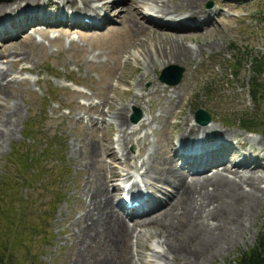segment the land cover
I'll return each instance as SVG.
<instances>
[{
  "label": "rangeland",
  "instance_id": "obj_1",
  "mask_svg": "<svg viewBox=\"0 0 264 264\" xmlns=\"http://www.w3.org/2000/svg\"><path fill=\"white\" fill-rule=\"evenodd\" d=\"M48 1L40 0L39 5ZM146 1L59 0L60 5L67 2L64 9L90 7L91 11L96 5L103 6L105 10L99 8V13L109 15L111 20L103 28L90 32L28 25L16 32L17 35L0 42V67L6 74L0 77L3 87L0 92V186L4 184L3 177L11 182L5 190L10 192V197H0V213L3 209L9 213L10 207L18 208V199L27 209L21 213L20 224L13 225L15 233L10 231L5 215H0V242L4 235L5 243L10 242L18 260L28 263L32 258L30 264H188L189 257L200 253L195 252L199 247V231L181 207L176 206L172 214L161 215L180 195L177 190L181 186L159 184L148 175L142 177L144 168L140 165L148 155H153V166L164 168L162 157L168 156L173 170H181L185 181L210 173L207 170L225 167H215L216 163L213 168L205 169L207 173H202L200 162L211 153L197 156L191 171L180 160L177 164L182 165L176 164L171 150L173 142L176 150L179 135L187 134L189 127L197 128L194 140L216 138L228 143L230 149L222 163L229 165L240 160L230 168L242 162H253L264 168V136H247L245 129L238 126L240 117L259 123L263 120L264 97L261 96L258 105L252 101L250 79L256 75L264 83V23L258 13L263 10L264 0H170L168 4L177 7L167 14L153 13L151 8L155 3ZM187 2H192L199 14L209 12L203 16L206 25L211 24L212 14L213 26L190 30L185 25L183 31L169 26L168 22L181 24L190 20ZM158 6L163 8L165 3L162 1ZM6 15L10 13L3 14L2 21ZM196 21L195 24L202 26L201 20ZM250 55L261 59L262 73H253ZM232 62H238L235 70L230 66ZM168 64L184 68L182 79L175 86L158 79L159 70ZM141 78L142 89L136 87ZM260 92L263 94L264 89ZM47 95L49 99L45 98ZM111 102L114 105L108 108ZM115 105L126 106L122 112L128 122L127 132L137 130L133 141L123 148L116 142L121 132L115 123H109ZM134 108L142 112V121L149 126L139 128L131 124ZM14 109H18V117L9 125ZM198 110L208 112L210 124L195 123L194 113ZM184 117L189 119V127L183 128ZM256 129L261 132L259 127ZM109 147L119 159L106 152ZM232 147L236 148L234 153ZM44 151L49 153L46 157L41 155ZM11 153L14 155L9 156ZM212 155L214 159L222 158L221 152ZM37 156L38 165L32 164ZM24 157H28V167ZM91 160L95 162L94 173L90 169ZM36 167L43 173L32 180ZM263 168H239L240 173L257 170L259 176L257 201L244 215L245 232L219 252L206 242V253L215 254L199 264H225L239 251L252 247L264 232ZM96 169L101 179L108 180L109 191L114 185L123 186L122 182L113 180V174L141 172V186L154 198L151 203L154 209L144 216L157 218L146 232H140L139 240L135 237L138 228H130L139 217L133 215L124 220L132 231L131 250H125L118 227L113 230L106 224L92 228L88 221L90 218L111 220L101 216L105 210L99 187L101 179L95 178ZM243 188L247 190L248 186L244 184ZM86 193L92 194L88 197ZM119 193L120 190H113L115 202L119 200ZM56 194L61 196L58 201ZM86 205L93 214L83 218ZM230 217L227 215L225 220ZM200 220L198 217L197 221ZM172 223L174 228L170 226ZM27 226L34 227L29 232ZM159 231L175 233L180 248L175 257L171 254L162 259L156 257L164 249L158 244L162 240L158 238Z\"/></svg>",
  "mask_w": 264,
  "mask_h": 264
},
{
  "label": "bare ground",
  "instance_id": "obj_2",
  "mask_svg": "<svg viewBox=\"0 0 264 264\" xmlns=\"http://www.w3.org/2000/svg\"><path fill=\"white\" fill-rule=\"evenodd\" d=\"M39 1L40 0H9L7 2H0V26H7V23L11 24L15 22H19V24H21L19 29H21L24 25L28 23H33V22L41 23L44 25H49L50 21L48 19L44 17L42 18L38 17L29 11V9L35 8L39 4ZM162 1L165 3V6L163 8H160L158 5ZM169 1L170 0H149V2L155 3V7L151 8L152 12L156 13L155 11H159L158 13L165 14L166 12H169L171 8L177 7V6L174 7V6L169 5L168 4ZM192 2H187L185 4L186 6L188 5L189 8L191 9L189 10L188 19H190L194 23L197 22L196 20H201V25L202 26L206 25V20L205 18H203V16L209 15V12H204L202 14H199V12H197L196 7H194V4ZM47 3L57 5V7L61 9V11H63L65 6H68L67 2H64L63 5H59V3H57L55 0H49ZM68 8L74 11H83L86 13L95 12V8H91V11H90L89 10L90 7L85 8V10H83L82 7H78V8L68 7ZM6 13H10V15L15 14V16L9 17L10 15H6L5 20L2 21V18H1L2 15ZM77 14L71 15L70 17L71 20H73L74 17H78V19H81V20H83L84 17H88L87 20H89V22H96L97 20H100L99 17H89L87 16L88 14L87 15H85L84 13H77ZM79 14H83V16H80ZM194 16L196 17L193 18ZM17 17H18V21L16 20ZM57 21H61V20L59 19ZM75 22L77 23V20ZM182 55L183 54L181 53L179 57ZM4 75L5 73H0L1 79L4 77ZM142 81H143L142 78L139 81H137L136 87H139V88L141 87V89L144 88ZM2 90H3V87L0 85V92ZM138 100L140 99H137L136 101ZM113 102L109 104L108 108L113 107L115 103ZM125 107L126 106L118 107L115 105L114 113L111 112L112 120L111 121L108 120L109 123H115L116 127L121 132L120 134L121 136L117 139L116 142L118 143V146L122 148L127 143H130L131 141H133V136L136 135L137 133L136 129H132L131 132H127L128 122L126 120L125 113H124ZM123 110L124 112H122ZM17 117H18V109H14L12 111V115L10 116L8 120L9 125H12L16 121ZM183 119L185 120L183 128L189 127V124H188L189 119L187 117H184ZM152 121L153 119L151 120V122ZM138 126L139 128H146L147 126H149V124L140 120L138 122ZM196 132H197V128L193 126V127H189V131L187 134L181 133L178 137V142L180 143V145L182 147L185 146L184 148L189 147L188 146L189 139H193L192 137L196 135ZM108 142L109 141H107V143ZM171 150L173 149L171 148ZM106 152L108 153L110 152L114 156L113 157L114 159H119L117 158V153L113 148L111 147L106 148ZM92 153L94 152L92 151ZM140 154L141 153L139 151V155ZM122 155H126V154L122 153ZM93 156L95 158V155ZM172 156L175 161L178 158H183L184 160L183 164L188 166L189 168L188 171L192 170L193 165L197 161V156H185L183 154L176 155V153H173ZM153 158H154L153 155H148L142 161L140 168L141 169L144 168L143 177L145 178V175L146 176L148 175L152 179L156 180L159 184L168 183L171 185H176L177 187L181 186L180 189L177 190V192L180 193V195H178L171 203H169V205L164 209L161 215L172 214L176 206L181 207L183 209V212L187 216L190 217V221L193 224V226L199 231V236H198V239H200V241L198 242L199 247H197L195 252L197 253L198 251H200V253H198L196 257H192V256L189 257L188 264H194V263L199 264V263L204 262L206 259H208L209 255L215 254L212 251L213 249H218V252H219L221 249L229 247V245L233 243L239 235H243V233L246 230V220H247L244 217V215L245 214L247 215L248 212L253 209V206L255 202L257 201L256 194H257L258 189H257L256 181L259 178V176L256 174L258 172L257 170L247 169L244 173H240L239 168L245 167L247 165H244V164L242 165L241 163H238V164H233L231 168L230 167L215 168V171L213 173L201 175L198 177H193V178H190L189 181L187 180L185 181V179L183 180L182 178L183 172L181 170H176V171L173 170L170 157L163 155L162 158L164 160V168H158V167L153 166V163H151ZM220 160H221L220 158L214 159L212 154L206 155V157H204V159H202V161L200 162V166H202V170H201L202 173L207 168H213L216 163L220 162ZM91 161L92 162H90V167H91L90 169H91V172L94 173V169H95L94 163L95 162L94 160H91ZM95 171H96L95 178L97 180L101 179L100 172L97 169ZM126 176H129V179H131L130 177H133V173L128 172L126 173ZM112 177H115L113 179L114 181L115 180L118 181L119 178L122 177V174L119 172V174L117 173V175L113 174ZM181 179L182 181L180 182ZM108 184L109 182L108 180L105 179V177L99 180V187L102 189L101 198H102V203L104 205V210H105V212L102 213L101 216L111 217V220L109 222H106V221H103V218L102 219L97 218L95 220H93V218H90L88 219V221H90L92 228H96L97 226H102L106 224L109 228L112 226L113 230L116 227H118V234H120V237H121L120 240L125 244L124 246L125 250L127 248L131 250V247H132L131 229L134 230L135 228V230H137L138 228V231L135 236L137 240L141 236L140 232L148 228L151 222L155 218H157V217L145 218L144 216L147 212L154 209L155 206L151 204L154 201L153 200L154 198L151 195H148L146 197V199L143 201L144 211H142L141 214L135 213L136 212L135 209H131V212L128 214L124 210L123 203L121 205V203L118 204L117 201L116 202L114 201L113 190L115 192L121 190L119 188V185H114L112 190L109 191ZM244 184L248 186L247 190L243 188ZM131 187L138 188L136 193L130 191L131 197L133 196L139 197L140 196L139 186L137 184H134V185L131 184ZM91 194L92 193H86V196L89 197L91 196ZM92 214H93L92 209L89 207V205H86L83 218L91 216ZM133 215H137V218L138 217L139 218L132 223V225L130 226L131 228L130 229L127 226V224H125L124 220L126 218H131ZM227 215L231 216L229 220H225V217ZM141 216H144V217H141ZM198 217L201 218L200 221H197ZM170 226H173V223ZM174 227H175V224L173 228ZM112 229H110V233H112L113 231ZM158 238H162V240L160 239L158 240V244L161 246H164V249L160 253V254L163 253L164 255L163 256H160V254L156 255V257H159V259H162V257H168L169 254L175 257L177 253L180 251V248L176 244V235L173 231H170L167 233L164 231H159ZM126 239H128L129 242ZM126 241L128 242L127 247H126ZM206 242H209L210 246H213L211 250L212 252H210L209 254L206 253V249H208ZM129 260L131 263L133 258L130 257Z\"/></svg>",
  "mask_w": 264,
  "mask_h": 264
},
{
  "label": "trees",
  "instance_id": "obj_3",
  "mask_svg": "<svg viewBox=\"0 0 264 264\" xmlns=\"http://www.w3.org/2000/svg\"><path fill=\"white\" fill-rule=\"evenodd\" d=\"M262 14V19L264 21V8L263 10L259 11ZM245 54H250V52L247 53V50H244ZM252 62H253V68H254V72L255 73H262L263 72V65L261 60L257 59L256 57H252V55H250ZM240 64V63H239ZM238 65V64H236ZM264 88V83H262L258 77L253 76L251 77V94H252V98L253 101L255 103H257V105L259 104V98L262 95V93L260 92L262 89ZM264 95V93H263ZM262 122H254L252 121V119H247L246 117H240L238 118V125L241 128H247V129H252L253 127L259 125L260 129L262 130V134L264 136V115L262 117ZM32 130V129H31ZM30 130V131H31ZM33 131V130H32ZM46 151L42 152L41 155L46 157V155H48L49 153H45ZM14 153H11L9 156H13ZM16 155V154H15ZM12 159V158H11ZM36 160L32 162L33 163H37L40 161L39 156H37L35 158ZM28 157H24V164L25 166H29V164L27 163ZM28 164V165H26ZM37 168V172L35 173V177H31L32 180H35V178H38L39 176H41V174L43 173L42 169L39 167ZM3 185L0 186V197H4L6 195H9L10 197V192L9 191H5L6 189H9V187L11 186V182L8 180V178L3 177ZM55 198H57V201L60 200L61 196L60 194H56ZM3 199V198H2ZM18 202V208L16 207H10V209H8L7 212H4V209L1 210L0 215H5L6 219H7V225H9L11 227L10 231H12V233L16 232V228L13 229V225L18 224L19 220L21 219V213H23L24 211H26L27 209L24 208L22 206V200H16ZM56 204V203H55ZM54 208V207H53ZM20 224V222H19ZM34 227V226H33ZM33 227L27 226L26 228L29 230H32ZM28 232V233H29ZM8 235L9 232L6 234L7 240H8ZM12 242V240H11ZM30 258V257H29ZM32 258H30V260L27 262H25L24 260H18L16 259L14 253L12 252L11 249V244L10 242L7 241V243H5V238L4 235H1V242H0V264H30L33 263ZM225 264H264V232L261 233L254 245L250 248H248L247 250H242L239 251L237 253V255L233 258V259H229L227 261H225Z\"/></svg>",
  "mask_w": 264,
  "mask_h": 264
},
{
  "label": "water",
  "instance_id": "obj_4",
  "mask_svg": "<svg viewBox=\"0 0 264 264\" xmlns=\"http://www.w3.org/2000/svg\"><path fill=\"white\" fill-rule=\"evenodd\" d=\"M208 7L211 6V2H209L207 4ZM183 72H184V68L178 67V66H174V67H169L165 74L164 77L168 80H165L164 77H160V80L162 82H166L169 85H176L178 84L183 76ZM195 118L197 119V121L201 124V125H206L211 121V116L208 114V112L203 111V110H198L195 113ZM132 121H137V116L136 118L132 117Z\"/></svg>",
  "mask_w": 264,
  "mask_h": 264
}]
</instances>
